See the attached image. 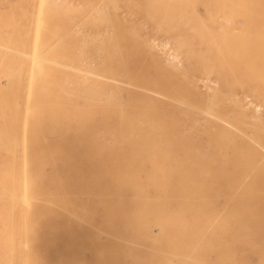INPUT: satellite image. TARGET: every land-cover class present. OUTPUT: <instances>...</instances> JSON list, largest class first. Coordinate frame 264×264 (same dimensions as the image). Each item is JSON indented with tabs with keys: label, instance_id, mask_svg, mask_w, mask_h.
<instances>
[{
	"label": "bare ground",
	"instance_id": "6f19581e",
	"mask_svg": "<svg viewBox=\"0 0 264 264\" xmlns=\"http://www.w3.org/2000/svg\"><path fill=\"white\" fill-rule=\"evenodd\" d=\"M152 1L157 3V10L163 4L172 7V27L189 23L184 21L179 11L186 4L191 8L196 4L203 5L210 21L218 12L228 16L227 21L231 24L224 28L221 36L234 37L224 41L223 49L218 44V31H212L204 25V32L201 30L199 33L205 42L204 50L196 53L189 48L185 51L186 60H192L196 69L204 74L214 73L218 77V61L233 57L236 74L247 71L255 79L264 77V73L259 74V70L264 69V54L258 47V42H261L260 48L264 45V11L260 14V9H264V0ZM44 3L45 0L42 5ZM46 6L43 11L38 9L42 12L38 13L39 17L44 15ZM101 12L98 13L103 16ZM96 15L91 16L92 25ZM29 16L33 19L34 15ZM260 17H263L262 20ZM38 18V22L42 20ZM104 20L102 24L98 21L99 27L106 23ZM234 24L238 25L239 32L234 31ZM49 42L51 44L52 41ZM102 44H99L101 49L108 46L107 49L105 47L106 53L103 49L104 55L101 54L105 60L93 68L91 66L87 78L81 80L51 70L54 66L42 63L44 59L34 52L36 65L41 63L45 68L48 67L45 69L40 64V67L31 69L25 84L20 83L22 77L18 75L19 72L14 77L10 70V62L15 61L0 50V80L5 79L3 83L0 82V199L3 200L0 202V222L10 233L8 264H166L172 258L170 256V260L167 259L174 247L181 248L190 241L185 249L193 251L201 247L199 244L204 239L200 238H205V245L202 243V246L215 243L213 239H217L216 242L222 240L218 242L223 243V248L215 243L222 249L219 256L228 254L235 261L234 248L236 251L238 244H230L227 238L234 240L239 233L244 234L240 244H246L248 250L258 256L257 264H264V197L261 192L260 198L255 199L259 193L253 196V191H248L249 187H253V190L256 188L254 182L259 184L257 187L264 188V162L261 161L264 157H257L260 153L258 149H264V128H257L255 132L251 130L254 134H249V138L247 134L244 135L248 140L251 138L254 145L257 144L259 148L255 147L256 152L252 142H246L245 137H242L244 131L241 130L243 134L238 131L234 134V130L230 132L219 126L218 119L227 123L222 124L221 121L220 125H229L232 129L243 128L242 118L246 110L239 108L238 111L236 108L235 114L224 104L218 88L212 90L211 94L207 92L208 95H203L187 80L180 79L185 78L186 73L180 70V58L171 54V51L165 62L159 57L153 60L157 69L153 73L145 70V65H137L141 66L140 69L144 68L143 71L132 74L117 64L116 45L110 42ZM45 45L46 38L39 37L37 33L35 48L41 52L39 48ZM184 45L182 42L181 46ZM94 46L87 45L84 48ZM152 48L153 45L146 47L147 53L144 54L152 55ZM57 51L49 54L61 58L62 55ZM18 54L22 53L18 52L15 56ZM51 56L46 55L45 58ZM65 69L61 70L67 72ZM95 78L102 80L96 81L98 79ZM231 89L226 87L227 92ZM250 89L264 95V86ZM211 118L213 121L209 120ZM214 119L219 122H214ZM248 127V130L253 128ZM237 132L242 134L243 139L239 134L240 138L236 136ZM244 180L253 181L247 192L242 190L248 183L244 184ZM236 188H241V191L238 192ZM235 192L237 196L242 192L244 195L249 192L252 196H241L240 199V196L233 194ZM220 194L230 195L227 197L230 201L224 204L222 211L216 202L218 195L221 198ZM96 214L102 216L99 227L94 226L93 216ZM15 233L24 237L26 244V251L21 258L19 250L22 248H17L18 261L15 260L12 243ZM101 234L107 237L105 242L101 241ZM193 241L198 244L197 247H191ZM209 246L207 248L211 251L217 247L214 248V244L211 245L214 249ZM224 246L231 254L224 253ZM204 248L202 251L207 254L202 252V255L207 258L214 252L217 254V251L206 252ZM85 250H89L90 260L85 258ZM177 251L175 255L181 252ZM195 251L192 255H196L199 250ZM200 252L198 256L203 257L199 255ZM208 253L211 254L208 256ZM217 257L214 260L218 264L220 257ZM226 257L225 260L221 259L227 262L229 258ZM175 258L173 255L174 262H180L177 258L175 261ZM208 259L205 262L210 263ZM221 259L220 264L224 262L221 263ZM240 262L249 264L246 261Z\"/></svg>",
	"mask_w": 264,
	"mask_h": 264
},
{
	"label": "rangeland",
	"instance_id": "374dc122",
	"mask_svg": "<svg viewBox=\"0 0 264 264\" xmlns=\"http://www.w3.org/2000/svg\"><path fill=\"white\" fill-rule=\"evenodd\" d=\"M33 1L35 2L36 0H0V36L2 37V39L0 40V47L3 48V49L0 48V50L4 53L8 54V57L11 60L15 61V62L11 61L9 67H10V70H11L12 74L14 75V77H16L17 73L19 72L18 75L20 77H22L20 83L23 82L21 84L27 83L30 70L38 68V66L41 64L39 62L40 64L37 63L39 65H36L35 61L33 60L34 52H36V54L38 56H41L44 59V61H42V63H44V64L47 63L46 65L50 64L51 66L52 65L54 66V67L52 66L53 68H51V70L58 71V72L61 71L60 74L65 73L64 74L65 76H68V77L71 76L72 78H80V80H81V79L87 78L86 77V76H88L87 71L91 69L90 68L91 66L93 68L94 66H96V64H99L100 62L102 63L103 60H105V58L103 59L104 56H102V55H104L103 54L104 51L106 53V49L108 48V46L105 45L106 49H105V47L103 48V46H102V48L105 49L104 51H103V49H101L100 45L102 44L103 40H104V43L102 45L109 43V42L116 45L115 50L118 52L117 53L118 58H116L117 64L120 65L119 66L120 68L127 69V70L131 71L132 74H137L138 71H140L138 73H141V71H143V69L145 67H146L145 70L148 69L147 71L149 73H153L155 70H157L154 67L153 60L155 61V58L159 57L158 59L163 60V62H165L167 59V55L171 51L170 52L171 54L177 55V57L180 58V59L178 58L180 61L179 66H181L180 70L186 73L185 78H180V79L187 80V82H189L191 85H194L196 87V89L199 92H201L203 95L211 94L213 92L212 90L218 88V90L221 93V97L223 98L224 104L228 108H230V110H232L235 114H236V110H235L236 108H237V110L239 108H242V110H244V111L246 110L244 112L245 116L242 118V122L244 124V127L246 125H247L246 128L248 126H250V127L253 126L254 129L252 127L250 128V130H248L244 127L243 128L238 127L239 129H232V127H230L229 125H225V126L220 125L221 124L220 122L222 121L220 119H218L220 122L218 120H215V119H214V122L218 121L220 124L218 122H216V123H218L219 126H221L222 128H224L230 132L232 130H234L235 131V132L233 131L234 134L236 133V131L243 134V132H241V130H242V131H244L243 136H242V134L240 135L238 132H237L236 136H238V134H239L240 137L241 136L245 137L247 134L248 135V136H246L247 138H249V134H250V136H253L251 134H254V133H253V131L251 132V130H254V132H255V130H257V128L258 129L262 128V127L264 128V110H263L264 109V95L261 92L250 89V87L256 88V87L264 86V77L259 75V76H261L260 77L261 79L259 80V77H257V79H255L254 77H251L252 74L249 75L250 73L248 72L249 73L248 74L247 71H244V72L240 71L236 74L237 67L235 65V63H236L235 59L233 57L224 58L223 60L225 62L223 60L218 61V77L214 73L204 74L200 70L196 69L193 66V63L191 62L192 60L188 61V60H186L187 58L185 57V53H186L185 51L189 48L191 50L195 51L196 53L202 52L204 50V48H205L204 43L205 42L203 39H201L202 37L199 36V33L202 30V28H204L203 27L204 25H206L212 31H215V32L218 31V44H219L220 48L223 49L224 44L226 42V39L229 37H234L233 35L226 36V38L221 36L224 28L229 27L231 24V22L227 21L228 16L226 17V16H224L218 12V15H216L215 18L210 21V19L208 18V13L206 11V8L203 5L196 4V5H194V7L191 8V7L187 6V4H186V5L181 6V8H179V11H180V14L183 15V17L185 18L184 21L189 22V23H187V24L183 23V24L176 25L175 27H172L170 25V21H171L170 13L172 12V7L169 5L163 4L157 10V5H156L157 3H155L152 0H56L57 2L56 3L54 2L55 5H54L53 1H50V0H45L46 3H44L43 5H42V2L44 0H42L41 3L39 2L40 0H37L36 3H34V4H33ZM110 2H111V4H110ZM46 4H47V6L45 7L46 9L43 12L44 15L39 17L40 14H38V13H42L41 11L40 12L38 11L39 6H41V5L43 6L42 8L40 7V9H39V10L43 11V8ZM105 8H107V9H105ZM262 8L260 9V14H263L264 9L262 10ZM55 9H57V10L55 11ZM94 9H95V11H94ZM101 10H103V12H101ZM98 12H101L102 14L104 13V15H103L104 17L102 15H99L100 13H98ZM90 13H91V15H90ZM32 14L34 15L33 19L31 16H29ZM94 14L95 15L97 14L96 15L97 20L95 18H93L94 24L92 25L93 22H91L92 21L91 16L94 17ZM58 16L60 17L61 20L58 18ZM100 16H102V17H100ZM260 16H262V15H260ZM38 17L40 19L42 18V20L39 21L40 22L39 25H38L39 22L37 20ZM263 17H260V19L262 20ZM43 18H44V20H43ZM48 18H50V19H48ZM101 18L105 19L104 21H106V23H103V26L100 25L102 28L99 27V23L101 21L103 22V19H101ZM50 20L53 21V24ZM95 20L97 22L100 20V22H98V24H97V22ZM31 22H32V24H31ZM45 22H48V23L45 24ZM102 22L100 24H102ZM112 22H114V23H112ZM56 24H57V26H56ZM104 24H106L105 25L106 28L104 27ZM128 24H130V25H128ZM36 25H37V27H36ZM44 26H46L47 29ZM49 26L52 30L49 28ZM232 26L234 27L235 32H239L237 24H234ZM29 27H30V30H29ZM53 27L55 29H53ZM64 27H66V28H64ZM82 27H83V29H82ZM94 27H96V28H94ZM84 29H86V30H84ZM92 29H95V30H92ZM204 30H202L201 32H204ZM40 32H46L48 35L46 33H40ZM59 32H60V34H59ZM37 33H38L39 37L42 36V38H44V37L46 38V45H45V47L44 46L42 47L45 50L43 51L42 48L38 47L39 50H41V52L35 48V35ZM75 33L79 37L77 35H75ZM42 34H46V35H42ZM49 34H51V35H49ZM57 34H59L60 36ZM87 35H88V37H87ZM75 36H77L78 38H76ZM98 36H99V38H98ZM120 36L122 38H120ZM56 37L58 38V40ZM103 37H104V39H103ZM86 38H89V39H86ZM95 38L98 40H95ZM77 39H78V41H77ZM50 40L52 41L51 44L54 42L52 45L49 44ZM85 40H87V41L85 42ZM121 40L124 42H122ZM63 41H65V42H63ZM92 41L95 42V43H93L95 45L93 48L96 50H93V48H88L91 45L93 46V44L89 45L90 43H92ZM99 41H101V42H99ZM150 41H151V43H150ZM147 42H148V44H147ZM182 42L185 43L184 46H181ZM67 43H68V45H67ZM154 43H156V44H154ZM4 44H6V45H4ZM48 44H49V46H48ZM79 44H80V46H79ZM258 44L261 45V42H258ZM7 45H9V46H7ZM59 45H61V46H59ZM69 45H71V46L69 47ZM87 45H88V47H86V49H85L84 47ZM152 45H153V48L151 49V50H153L152 55H150L149 53L145 55L144 53H147L146 47L147 48L152 47ZM164 45H168V46H166V48L163 49L162 46H164ZM259 45H258L259 51L262 50L261 53L263 55L264 49H262V48L264 45H262L261 48ZM130 46H132V47H130ZM155 46H156V48H159V49L156 50ZM17 47L19 49H17ZM23 47L26 50H23L24 49ZM55 47L57 49H58V47H61L60 48L61 53H60L59 49H58L59 51H57V49H54ZM4 48L9 50V51L4 50ZM63 48L65 51L68 50V52L64 51L67 54L62 52ZM140 48H141V50H140ZM52 49H53V51H52ZM88 49H90V50H88ZM10 50L13 52L15 51V53H13V52L11 53ZM71 50H72V52H71ZM85 50H87V51L85 52ZM124 50H125V52H124ZM47 51H49V52H47ZM50 51H52V52H50ZM55 51L59 52V54L62 55L61 58L63 60H59L61 58L57 59V58H54L53 56H51L53 54V52H55ZM93 51H94V54H92ZM100 51H101V53H100ZM133 51L136 52L137 54L132 53ZM254 51H255V49H254ZM18 52L22 53V54H18V56L17 55L15 56V54ZM57 52H56V54H57ZM130 52H131V54H129ZM156 52L160 53V54H157ZM41 53H42V55H40ZM82 53H84V54H82ZM69 54L73 55V56H69ZM13 55L15 56V58L13 57ZM46 55L51 56V57L45 58ZM65 55L66 56L68 55V56L66 57ZM97 55L99 56V58ZM143 55H145L146 57L148 56L149 58L147 57L145 60V56H143ZM21 56H23L22 61H21ZM28 56H30L29 60H26V59H28ZM162 56H163V58H161ZM67 58H68V62H67ZM79 58H82V59H80L81 61L77 60ZM24 59L26 61L23 62ZM69 60H70V63H69ZM71 60H72V62H71ZM87 60L89 62H87ZM27 62H29V64ZM260 62H261V60H260ZM14 63L16 64V66ZM93 63L95 65H93ZM21 64L22 65L24 64L25 66H22ZM44 64H41V65H43L42 67H44ZM259 64L260 63H258V65ZM86 65L89 67H87ZM137 65H142V66L145 65V66H144V68L140 69L141 66L138 67ZM20 67H21V69H20ZM47 67L48 66H46V68ZM50 67L48 69H50ZM64 67L67 68V72H65L66 69ZM78 67L79 68L81 67V68L79 69ZM261 67H262V65H261ZM55 68H58V69H55ZM62 68L65 71L64 70L62 71L61 70ZM68 68H71L74 70H71ZM262 69L259 70V71H261V73H259V74L264 73V72H262ZM263 71H264V69H263ZM74 72L78 73V75H76V73H74ZM80 72H84V73H80ZM81 76H82V78H81ZM248 77L250 79H248ZM96 79H98V80H96ZM195 79H196V81H195ZM95 80L101 81L102 79L101 78H95ZM206 80L208 81L207 84H206V82H207ZM253 80H254V82H253ZM4 81H5V79H3V78L0 80L1 83H3ZM204 81H205V83H204ZM215 85H216V87H215ZM124 86L128 87L126 85H124ZM226 87H232L231 91L227 92ZM207 92H208V94H207ZM235 98H236V100H235ZM247 99L249 101H247ZM242 102H244L243 105H240L239 103H242ZM252 106H253V109H252ZM255 109H258V110H255ZM261 109H262V111H261ZM256 112L259 114H256ZM212 119L213 118H211L209 120H212ZM245 119H247V120H245ZM248 119H249V121H248ZM202 123L204 124V122H202ZM222 124H227V123L226 122L223 123V121H222ZM227 126H229V127L227 128ZM230 128H231V130H229ZM246 137L244 138V140L245 141L247 140L246 142H249V140L251 138L248 140ZM251 142H252V140H250V143ZM250 143H249V145H250ZM251 144L254 145L253 142ZM256 146H257V144H255L254 147L253 146L252 147L255 148ZM257 148H259V147L257 146ZM257 148H255L256 152H257ZM258 150L260 153L259 154L256 153V154H258L257 157H258V159H262L264 157V155H263L264 149L260 147V149H258ZM260 157H262V158H260ZM261 161L264 162V158ZM244 181H242V182H244ZM246 182H248L247 185H244ZM250 182H252V185H253V181H250ZM250 182L248 180L245 181L243 185L246 188L244 187V188H242V190L244 189L246 191L250 188L248 191L250 192V190H251L254 192L255 189L257 188L258 191L254 192V193L252 192V194L254 196V194L258 195V193H259V195H258L259 197L255 196L254 198L255 199L260 198L261 192H262L261 195H263V197H264V192H263L264 188L263 187L260 188V186H258L259 187V189H258V187L256 185H259V184L257 182H254L255 183L254 186L256 188L254 187L255 189L253 190L252 189L253 187H249V186H251ZM240 184L242 185V183H240ZM248 184H250V185H248ZM221 186H222V184H221ZM235 186H237V185L235 184ZM238 187L239 186H237V188ZM237 188H236V190H237ZM261 189H263V190H261ZM237 191L240 192L241 188H239V190H237ZM236 192L233 194H236ZM244 192H242L243 195H242V193H238V195L240 194L239 195L240 199H241V196H243L242 198H244L247 195H249V198H250L251 193L248 192L247 194L245 193L246 195H244ZM220 195H221V198L218 195L217 199H219V198L220 199L219 200L216 199V202L218 203L219 210L222 211V208H224V204L226 205L229 203L227 201H230L228 199L230 195L227 196L226 194H223L226 196V198L228 197L227 198L228 200L222 194H220ZM236 196H237V194H236ZM236 196L234 199L235 201L237 200L236 198L239 197V196H237V197ZM232 198H233V196H232ZM2 201L3 200L0 199V202H2ZM93 220H94V226L99 227V225L101 224L102 216L100 214H96L93 216ZM14 237L15 238L13 239L12 243L14 245L15 253H16L15 254V260L18 261V252L20 251L21 255H19V256L21 258L23 256V253H25V251H26V244L24 242L25 241L24 237H22L21 235L19 236L17 233H15ZM200 237H198V238H200ZM100 238H101L102 242H105L107 239V237L104 234L103 235L101 234ZM9 239H10V233L2 227V223L0 222V264H8V262H9V251H8L9 247H10ZM200 239L205 240V238H200ZM200 239H198L199 240L198 243H200ZM211 239H213V238H211ZM204 240H202V243L204 242ZM207 240H209V238ZM213 240H215V243H217V244L219 243L218 241H222L220 239L217 242H216L217 239H213ZM227 240H228V242L230 241V244H234V246H236V244H238V248L236 249V251L234 248V256L236 257L235 261L233 260L234 257L231 258V255H228V254L222 253L223 255H221V256H223V257L219 256L221 253V250H222L221 248H223L221 246L223 243H219L220 246L219 245L218 246L221 247L220 249L217 246V244H215L212 241L211 242H212V244H214V248L217 246L215 249L212 248V246H211L212 244H208V243H206V244H208L206 246H204L205 243H203L204 244L203 246L205 248L201 245L202 243L199 244V246H201V247L196 248L198 246V244L193 241L195 244L193 243V245H191V247L194 248V246L197 245L195 247L197 250L196 249H195L196 251L193 249H191V250H193L195 252H197L199 250L197 252V254L194 252L197 255L196 256L194 254L192 255L193 251H190L189 249H185L186 245L188 243H190V241H188V243L185 246H182L181 248L180 247H178V248L174 247L172 249L173 252L171 250V254H173L177 258V260H179L180 262H178V261L174 262L173 255H171V254L170 255L168 254L169 256L167 258L168 260H170L169 258L171 256L172 257L171 260L168 261L166 259L168 262L167 261H165V262H167L166 264H168V263L169 264H172V263L173 264H184V262L186 263L187 261H190V262H188V264H191V263L192 264L193 263L194 264L195 263L201 264V262L203 264L205 262V260L209 258L208 261L210 260V263L205 262L204 264H206V263L211 264L212 261L214 259H216V256L220 257V259L224 258V260H225V257L228 255L227 257L231 260L226 259L227 260V262H226L223 259H221V263L224 261L222 264H224L225 262H226L225 264H242L240 261H246L249 264H257L258 263V258H257L258 256L256 254L251 253L248 250L246 244H240L241 240H244V234L243 233H239L238 235H235L234 240H231L229 238H227ZM205 242H208V241H205ZM18 243L20 245H18ZM188 245H187V247H188ZM207 246L214 249V251H217L218 255L216 254V252H214L212 250L216 256L213 255L214 253H212V255L209 256V254H211V253H208L209 257L207 258L205 256L207 253L205 254V252L202 251V249L204 248L205 251L207 249L206 252H209V251L212 252L211 249L207 248ZM20 247L22 248V250L17 251ZM143 247H142V249L145 248V247L144 248ZM191 247H189V248H191ZM225 247L226 246H224V248ZM175 249L176 250L178 249L177 253L181 250V252H179V254L180 253L181 254L180 255L176 254L177 255L176 256L174 254V252L176 251ZM182 249H184V251L186 252L185 254H184V251ZM224 250H226V251H224ZM227 250L228 249H226V248L223 249L224 253L227 252ZM218 251H219V253H218ZM199 252L201 253L199 255H202V252H203V254H205L204 256L202 255L203 257H206L204 260L200 259V258L203 259V257L198 256ZM236 252H238V253H236ZM227 253H229V252H227ZM189 254H191V255H189ZM229 254H231V253H229ZM186 255L192 256L191 258H194L196 256V258H194V260H193L190 257L188 258ZM255 255H256V257H255ZM84 256L87 260L91 259V254H90L89 250H85ZM197 257L199 258V260ZM176 258H175V261H176ZM185 258L190 259V260H187ZM220 259L218 261V264H220ZM215 262L217 264V261H215V260L213 261V264H215ZM16 264H18V263H16Z\"/></svg>",
	"mask_w": 264,
	"mask_h": 264
}]
</instances>
